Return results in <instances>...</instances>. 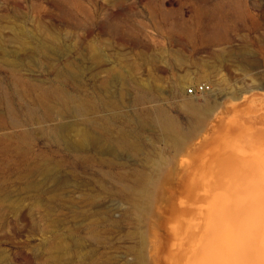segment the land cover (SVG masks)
Listing matches in <instances>:
<instances>
[{"label": "rangeland", "instance_id": "1", "mask_svg": "<svg viewBox=\"0 0 264 264\" xmlns=\"http://www.w3.org/2000/svg\"><path fill=\"white\" fill-rule=\"evenodd\" d=\"M232 111L264 131V0H0V264H179ZM239 202L231 239L255 226Z\"/></svg>", "mask_w": 264, "mask_h": 264}, {"label": "bare ground", "instance_id": "2", "mask_svg": "<svg viewBox=\"0 0 264 264\" xmlns=\"http://www.w3.org/2000/svg\"><path fill=\"white\" fill-rule=\"evenodd\" d=\"M202 85L205 91L209 88L205 84ZM185 103L191 106V112L195 118L199 119V122L202 115L199 107L188 98L185 99ZM208 110L209 107H207ZM222 113L224 112H220V117H217L220 119L219 123H216L217 125L220 124L221 127L223 126V132L219 137L221 138V140L219 139L220 144L216 149L208 148L209 150L200 159H225V161L211 165L210 161L212 160H210L207 166L209 169L200 166L198 171L192 175V180L187 185L190 202L186 206L193 207L186 210L185 213H181L176 218V225H173L175 227L173 233L184 238L182 248L178 249V253H175L177 255L175 259H179V264H248L250 254L254 256L255 261L264 262L263 253L261 254L259 250L260 246L264 247V222H262V220L264 221V131H261L262 128H258L259 126L252 124L254 121L259 123V118L253 117L255 118L254 121L247 122L248 120L240 117L241 114L238 111H232L230 117L224 116L225 114ZM262 115L259 114V117ZM249 126L252 129L257 126L255 128L257 130L253 131ZM217 129L219 130V128ZM162 131L165 137L177 146H181L182 141L188 138L185 134L180 135V128L170 115L164 117ZM85 137V141L89 144L95 146L100 143L98 136L90 134ZM234 160L237 161L236 164L233 162ZM248 162H253L256 165L254 172L257 175H254V179L248 170ZM254 168L252 166L253 170ZM250 179L253 180V183L255 181L254 185ZM200 195H204V198L200 199ZM249 199L250 202L254 199L259 200V205H256L260 208L249 204ZM245 201L249 202L248 206H246L247 203H244ZM237 202L239 205L241 204L240 206L237 205L240 207L239 216H243L245 220V226L249 223L250 226H255L252 227L253 232L249 229L251 227L248 228L247 226L249 229L247 231H251L247 233H251V235L245 232L247 235L241 234V239L239 236L236 237L239 239H231L230 236L232 234L237 236L236 232L239 231V228L236 232L232 230L234 226L237 227L236 224L232 223V218L237 212ZM250 210L252 213L256 210L254 212L258 216L255 213L252 214ZM250 213L251 217L252 215L256 216V222H254L253 217L252 221L248 219ZM184 227L186 230H182ZM195 229L197 230L195 231ZM242 231L244 230H240L239 234ZM229 233L231 234L228 238ZM216 241L219 249L215 252L212 247ZM251 243L252 245H250Z\"/></svg>", "mask_w": 264, "mask_h": 264}, {"label": "built area", "instance_id": "3", "mask_svg": "<svg viewBox=\"0 0 264 264\" xmlns=\"http://www.w3.org/2000/svg\"><path fill=\"white\" fill-rule=\"evenodd\" d=\"M203 91H204V88H203L202 84L197 86V87H193V88L188 89V93H193V92L198 93V92H203Z\"/></svg>", "mask_w": 264, "mask_h": 264}]
</instances>
